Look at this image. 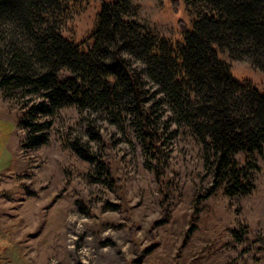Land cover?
Returning <instances> with one entry per match:
<instances>
[{"label": "rangeland", "instance_id": "rangeland-1", "mask_svg": "<svg viewBox=\"0 0 264 264\" xmlns=\"http://www.w3.org/2000/svg\"><path fill=\"white\" fill-rule=\"evenodd\" d=\"M113 1L72 3L63 38L89 41L102 4ZM135 3L140 21L173 44L193 29L185 0ZM221 58L264 94V73ZM43 101L0 87V264H264V157L235 156L257 169L252 193L231 199L215 182L213 154L161 95L143 103L160 137L157 154L132 105L114 121L91 104L33 111Z\"/></svg>", "mask_w": 264, "mask_h": 264}, {"label": "trees", "instance_id": "trees-1", "mask_svg": "<svg viewBox=\"0 0 264 264\" xmlns=\"http://www.w3.org/2000/svg\"><path fill=\"white\" fill-rule=\"evenodd\" d=\"M75 1L0 0V42L14 32L10 51L0 47V87L42 96L36 113L91 104L117 121L132 105L128 111L144 119L156 154L160 137L149 128L143 103L161 95L213 154L215 182L226 184L225 195H250L257 166L252 160L240 166L235 156L264 157V94L237 80L221 55L264 73V0H185L195 21L176 44L140 21L135 0L104 2L96 30L81 45L61 35ZM6 57L10 72L1 61Z\"/></svg>", "mask_w": 264, "mask_h": 264}]
</instances>
